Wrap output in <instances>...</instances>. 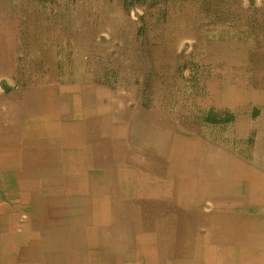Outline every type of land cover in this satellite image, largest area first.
<instances>
[{"label":"bare ground","instance_id":"obj_1","mask_svg":"<svg viewBox=\"0 0 264 264\" xmlns=\"http://www.w3.org/2000/svg\"><path fill=\"white\" fill-rule=\"evenodd\" d=\"M230 2L233 14L221 28L206 27L202 19H191L187 12L177 26V33L195 41L191 54L202 66L200 97L193 96L187 102L184 86L169 77L174 74L168 67L173 63V43L163 42L164 57L160 61L164 78L150 79L148 84L152 99L149 106L157 114L137 116L136 123L130 124L128 135L131 139L116 157L118 172L106 177L73 172L83 167H75V160L69 158L67 164H63L66 166L62 168L64 173L54 175V180L53 174L42 179L43 185L73 184L87 196L72 201L68 198V203L73 204H63V200L61 204L53 201L57 205L40 204V213L29 216L30 221L22 226L17 224V228L25 227L34 235L19 239L14 250L10 246L9 253L0 252V264H264V174L260 171L264 145L259 144L264 134L258 135L256 146L250 150L252 161L248 164L243 158L234 157L227 147L195 140L198 127L183 117L187 113L184 105L236 107L248 102H264V0H261V7L253 9H243L240 0ZM111 8L107 0H55V3L53 0H0V22L25 25L29 28L24 30L30 42L35 39L34 28L47 29L40 36L42 45L34 52L37 64L26 69L27 83H40L41 86L35 95H30L32 98H42L47 104L66 103L67 96L56 98L64 90L55 86L59 66L63 74L61 80L72 83L77 76L86 77L88 84L81 87L85 94L78 102L88 107L92 103L97 105L96 95L103 90H95L93 75L100 68L96 60H106L107 54L97 49L96 34L116 22ZM22 9L26 10L25 15ZM129 57L134 62L129 69H136L139 83L133 87L132 80L126 78L128 80H123L125 83L121 82L118 87L133 91L140 99L144 88L139 72H157L158 68L152 61L153 65L148 67H140L142 61L135 66V52L129 53ZM71 94L68 101L72 96L74 102ZM171 94L175 103L173 110L166 107ZM78 102L76 104H80ZM108 102L101 108L112 109L114 102L111 98ZM247 122V119H237L233 136L238 140L247 133L246 127L250 125ZM205 133L202 130V135ZM60 146L62 143H58V149ZM58 156L65 162L63 154L58 153ZM93 163L97 164V160ZM17 178L19 185L25 186L38 181L37 175L32 173L18 174ZM87 181L96 185L88 187ZM85 188H92V194H86ZM101 196L105 202L100 203ZM205 201L212 207L209 212H205ZM10 216L7 223L9 229L14 230L13 211ZM5 229L4 223L0 230ZM151 253L157 254L152 256Z\"/></svg>","mask_w":264,"mask_h":264},{"label":"rangeland","instance_id":"obj_2","mask_svg":"<svg viewBox=\"0 0 264 264\" xmlns=\"http://www.w3.org/2000/svg\"><path fill=\"white\" fill-rule=\"evenodd\" d=\"M38 1L39 2H41V1L45 2L46 0H38ZM74 1L75 0H73V2ZM84 1L85 0H82V2H84ZM107 1L112 7L110 13H111V16L113 15V19L116 22L113 25L101 28L98 31L99 35L96 34V41L94 40L95 42H97V46H96L97 49H99L100 52H106V54H107L106 60H104L102 58L96 60L97 61L96 64H98L101 69L99 68V70L97 72H94L95 75H93V77L95 78V80L92 83L93 87H95V90L97 88H101L103 90L102 92H99V94H97L99 97L100 104H109L108 100H109V98H111V102H114L112 109H111L113 114L115 113V114H123L124 115V114H128L130 112L132 114L133 119H134V114H136L139 117L140 116L146 117L147 115L157 114L153 110L151 111L150 106H151V100L152 99L149 97L151 95V93L148 90V84H149L150 79L160 80V79L164 78V75H163L164 72H162V71H164V69H163L164 67H163V63H161L160 60H161V58L164 57V51L162 49V44L165 41L173 43V50H174L173 58L171 60L173 63L168 65V67L171 68V72L174 74L169 76V77H171V79L174 80L175 82H177V81L180 82L184 86L183 89L185 90V98L188 99L187 102H190L189 100L191 98H193V96H195V98L200 97L201 87H199L200 86L199 80L202 76V75H200V70H202V66L199 64L197 58L192 57V54H191L192 51L195 49V41L193 38H191L188 35L184 36L185 34L181 35V34L177 33V31H178L177 26H180L178 24L182 20L183 13L187 12V13H190L191 19L198 18V17L200 19H202L201 21H202L203 25H205L206 27L209 25L208 26L209 28L210 27L211 28H221L223 25H227V23H225V21H227L229 19V17L233 14V12L230 13L231 7H229V5H230L229 3H231L230 2L231 0H214V1L213 0H175V1L169 0L170 2L168 0H107ZM240 2L242 3L243 9H246V8L247 9H249V8L253 9L254 7H261V5H262L261 0H244V2H243V0H240ZM53 3H55V0H53ZM187 4H189V5H187ZM180 6L181 7L183 6V7L180 8ZM201 6H202V8H201ZM193 7H195V8L193 9ZM199 8H201V9H199ZM123 9H124V12H123ZM179 9L182 11H180ZM192 9H193V11H191ZM169 13H170V15H168ZM197 13L198 14L200 13V14L198 15ZM222 13H223V15H222ZM22 14H24V15L26 14L25 9H22ZM165 14H166V16H165ZM217 17H219V18H217ZM172 18H174V19H172ZM176 19L179 21H177ZM146 20H148V21H146ZM122 23H125V24H122ZM210 23H212V24H210ZM166 25H168V26H166ZM124 26H126V27H124ZM159 27H161V28H159ZM172 28L174 31L171 30ZM24 29H26L27 31L29 30V28L26 27L25 25L17 26L14 23L8 22V21H5V23L0 22V34H3V35L8 34L7 37L10 39L11 43L14 39V41L19 40L20 45L22 44L17 49H16V47H13V46H11L10 49L12 51H14V49H16L15 55H17L19 57V60L21 61V68H22L21 70L26 73L27 68H30L32 65L33 66L36 65L38 62L37 55L36 54L34 55V52L36 51V49L38 47H40L42 45V42L40 41L41 40L40 36H41V33L46 31L47 29L46 28L43 29V28H39V27L34 28V32H35V39L33 40L34 42H30L29 40H27V37H26L27 31ZM150 30H152V31H150ZM181 30H182V27H181ZM164 31L167 33H165ZM169 31H170V33H169ZM152 33H154V34H152ZM113 34H114V36H113ZM128 35H130V36H128ZM164 35L167 37H165ZM168 35H169V37H168ZM170 35H171V37H170ZM15 36L17 37V39H15ZM157 38L159 39V41ZM181 39H183V40L181 41ZM177 44H180V46H178ZM81 47L83 48V44H81ZM129 48H130V51H129ZM151 48L153 50H151ZM134 52H135V57H136L135 66L141 64V61H142V64L140 65V67L146 66V65L148 67L150 65H153L152 62H155V64H156L155 67L158 68L157 72L150 71V70L149 71L143 70L144 73L139 72L140 81H141V84L143 85V88H144V89H142V92L140 94L141 95L140 99H138V96L133 91H129L122 86L118 87L120 84H122L124 81L126 82L128 79L132 80L133 87H135L137 85V83H139L138 82L139 80L135 74L136 69H134V68L129 69V66H133V64H134V62L129 57V53L133 54ZM114 56L115 57L117 56L118 59L115 58ZM145 58H148V59H145ZM178 60H180L179 64H177ZM146 61H147V63H146ZM174 62H176V63H174ZM87 63L91 64V61L88 60ZM22 66H24V67H22ZM113 66L118 67L119 70H115L113 68ZM57 69H58L57 76H59V77L55 80V86L61 90L64 89L61 91V94H65V95L69 96L71 94V91H73L72 94L80 95L79 93H81V91H80L81 87H84L85 85L88 84L86 77L83 78L81 76H77V80H75V82L71 83L70 80H69L70 82L66 81V80H61V77L63 74L60 73L59 66L57 67ZM132 69H133V72L131 71ZM155 76H157V77H155ZM126 78H128V79H126ZM103 81H104V83H103ZM108 84H109V86H108ZM115 84L117 86H115ZM204 85L205 84H203L202 88L204 87ZM72 87H73V89H71ZM105 88H107V91H105ZM166 107L169 110H173L175 108V103L173 100V94L170 95L169 100H168V104H166ZM183 107H186L185 110L187 112L183 116L184 119L186 121H188L190 124H193V125L198 127L197 131H196V135L194 137L195 140L207 141L210 144L217 145L219 148H226L227 147L228 152H231L234 157L236 156L240 159L243 158L242 160L245 163H248V164L251 163V161H252L251 156L252 155H251L250 150H252V148L256 146V143L258 140L257 139L258 135L260 133L264 134V128H262V127L260 128V126L264 127V109H263L264 108V102H255L254 104L248 102L246 104L239 105L236 107L225 106V105L224 106L208 105L205 107H200V106L192 107V106H185L184 105ZM137 109H138V111H137ZM109 110H110V108H109ZM109 110H107V112ZM192 112H193V114H192ZM257 117H259V118H257ZM237 119L238 120L239 119H247L248 120L247 123L250 124L249 127H246L247 133L245 132V135L243 136L244 138L241 139L242 141L238 140L235 136H233L235 134L234 128H235V124H236ZM173 121H176V120H173ZM261 122H263V123H261ZM258 129H260V130H258ZM202 130L206 132L205 134H203L204 136L202 135ZM226 140H227V142H226ZM261 141L263 143L261 142L259 144H261V147H262L264 145V138ZM124 144L125 143H118V145H117L118 148H116V151L117 152L120 151L121 148L124 146ZM249 145H251V146H249ZM262 148H264V146ZM260 166H261L260 171H261V173L263 172L262 174H264V162L261 163ZM204 203H205L204 204L205 212L211 211L212 207L209 205V202L205 201Z\"/></svg>","mask_w":264,"mask_h":264},{"label":"crops","instance_id":"obj_3","mask_svg":"<svg viewBox=\"0 0 264 264\" xmlns=\"http://www.w3.org/2000/svg\"><path fill=\"white\" fill-rule=\"evenodd\" d=\"M7 35L0 34V227L6 224V229L0 230V252L4 253L11 251L10 246L14 250L19 239L34 235L33 232L26 231L25 227L17 228V224L22 226L30 221L29 216L40 213V204L57 205L56 203L61 204L63 201V204H73L68 201L87 196L81 194L73 184L43 185L42 179L50 178L53 174L54 180V175L64 173L62 168L66 166L63 164H67L69 158L75 160V167H83L73 172L104 177L118 172L116 157L121 155L122 149L117 152V145L131 139L128 135L130 124L137 121L136 114L133 119L130 112L124 115L113 114L111 109L108 112L102 109L104 104H100L98 95L97 105H82V102H78L81 95L85 94L82 90L80 95L71 94L74 102L72 96L71 101H68L70 95H57L56 98L67 96L66 103L59 105L47 104L42 98H32L30 95H35L41 88L40 83H27V74L21 70V61L15 55L16 49L22 44L14 39L11 43ZM10 46L16 49L12 51ZM77 102L80 104H76ZM70 142L75 144H69ZM58 143H62L60 149L57 147ZM58 153L63 154L65 162H62ZM96 160L97 164H94ZM22 173L37 175L38 181L33 185H19L17 175ZM85 185L92 187L96 184L87 181ZM85 190L89 195L93 192L92 188H85L83 191ZM99 199L100 203L105 202L103 196ZM12 211V222L16 224L14 230H10L7 223L8 218H12ZM151 254L155 256L157 253ZM153 260L157 261L158 258Z\"/></svg>","mask_w":264,"mask_h":264}]
</instances>
